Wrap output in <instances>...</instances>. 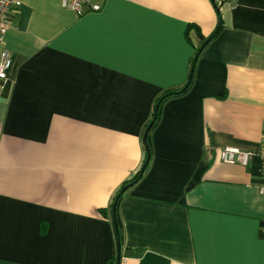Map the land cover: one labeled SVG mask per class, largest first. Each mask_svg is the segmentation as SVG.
Masks as SVG:
<instances>
[{
    "label": "crops",
    "instance_id": "crops-1",
    "mask_svg": "<svg viewBox=\"0 0 264 264\" xmlns=\"http://www.w3.org/2000/svg\"><path fill=\"white\" fill-rule=\"evenodd\" d=\"M0 40V264H264V0H19ZM1 57V56H0ZM252 151L248 166L220 159Z\"/></svg>",
    "mask_w": 264,
    "mask_h": 264
},
{
    "label": "built area",
    "instance_id": "built-area-1",
    "mask_svg": "<svg viewBox=\"0 0 264 264\" xmlns=\"http://www.w3.org/2000/svg\"><path fill=\"white\" fill-rule=\"evenodd\" d=\"M227 0H215L216 5L223 7ZM61 6L75 12L78 16L84 15L86 12L99 11L101 6L92 4L91 0H61ZM19 0H0V40L2 42L5 34L12 28L9 21V14L12 10L18 9L21 4ZM10 53L6 50L2 51L0 57V91L5 87L8 80V72L13 65V59ZM264 147V146H263ZM254 156L252 151L241 150L238 148H223L220 152V159L228 164H240L248 166L250 159ZM262 183L260 192L264 194V148L262 150ZM264 235V228L262 229Z\"/></svg>",
    "mask_w": 264,
    "mask_h": 264
},
{
    "label": "water",
    "instance_id": "water-1",
    "mask_svg": "<svg viewBox=\"0 0 264 264\" xmlns=\"http://www.w3.org/2000/svg\"><path fill=\"white\" fill-rule=\"evenodd\" d=\"M211 1L213 2V4L215 3V0H211ZM217 9H218V11H220L221 10L220 6H218ZM207 42L208 41H206V43ZM200 48L201 49L199 50V53H201L203 47H200ZM198 56L199 55H197L196 58L194 59L195 62L197 61L196 59L198 58ZM192 76H193V70L191 72V77ZM188 85H190V82H188L186 85H184V88L181 91H177L175 93L176 94H178V93H184L188 89V87H189ZM161 103H162V101H159L157 103V105L155 107V112H153L154 113L153 119H152L151 123L149 125H147L148 127H147V129H146V131L144 133L143 138H142L143 139V142L145 144V150H146L145 151L146 152V163L144 164V166L141 169V172L142 173L145 171V168L147 166L146 164L151 159V152H150L151 148H150L149 141H148L147 138L149 136L150 130L153 127L152 125H154L155 122H156V120H157V117H158V114H159L158 112H159V108H160ZM132 185H133V183H129V184L125 185L124 187H122V189L119 190L120 192L117 194L114 202L112 203L113 204V206H112L113 216L112 217H114V225H115L114 230L116 232V242H117L116 264H120L121 261H122V255H121L122 254V247H121V242H120L121 241V238H120V232L118 230L119 229V226H118V221H117V217H116L117 216V206H118L117 203L119 202L120 198L124 195V193L126 192V190H128Z\"/></svg>",
    "mask_w": 264,
    "mask_h": 264
},
{
    "label": "trees",
    "instance_id": "trees-1",
    "mask_svg": "<svg viewBox=\"0 0 264 264\" xmlns=\"http://www.w3.org/2000/svg\"><path fill=\"white\" fill-rule=\"evenodd\" d=\"M214 6H215V9H217V7H218V5H216V3H214ZM222 9V8H221ZM217 11H218V9H217ZM221 11V10H220ZM220 11H218V13H219V16H220ZM222 19H221V17H220V19L218 20L219 21V23H218V25H217V27H216V29H215V31L213 32V33H211V35L207 38V39H204V43L202 44V46H200V47H206V41H209V40H212L213 38H215L217 35H218V32H220L221 31V29L223 28L222 26V21H221ZM199 47V50L201 49ZM199 50H198V53H199ZM197 53V55H200V53L198 54ZM196 55V56H197ZM199 57V56H198ZM195 64H196V62L195 61H193V64H192V70H194V66H195ZM192 72V71H191ZM193 77V76H192ZM192 77H191V74H190V78H189V82L191 83V80H192ZM177 92V91H176ZM176 93L175 92H167V93H165L162 97H160L159 99H157L158 101H157V103L159 102V101H163V99H166L167 97H170V96H172V95H175ZM179 94V93H178ZM157 105V104H156ZM155 112V111H154ZM153 116H154V114H153ZM152 119H153V117H152ZM149 162H150V160H149ZM148 162V163H149ZM146 163V155H145V158H144V161H143V164H141L142 165V167L144 166V164ZM147 163V164H148ZM146 164V165H147ZM148 166V165H147ZM147 166H146V168H147ZM142 167H141V169H142ZM146 168H145V170H146ZM141 169L135 174V176H133V177H131L132 179H130L127 183H125L122 187H124L125 185H127V184H129V183H133V184H135L136 182H138L140 179H141V177L143 176V174H144V172L142 173L141 172ZM122 187H121V189H122ZM121 189H119V190H121ZM118 190V192H117V194L120 192ZM117 194L115 195V197L113 198V202H114V200H115V198H116V196H117ZM112 204V203H111ZM109 264H116V259H114L113 260V262L111 261Z\"/></svg>",
    "mask_w": 264,
    "mask_h": 264
}]
</instances>
